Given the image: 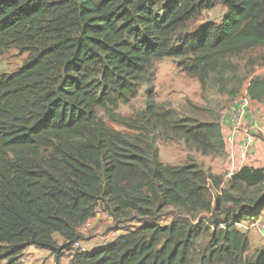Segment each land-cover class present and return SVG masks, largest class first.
Masks as SVG:
<instances>
[{"label": "trees", "instance_id": "trees-1", "mask_svg": "<svg viewBox=\"0 0 264 264\" xmlns=\"http://www.w3.org/2000/svg\"><path fill=\"white\" fill-rule=\"evenodd\" d=\"M216 3L221 22L184 32ZM11 48L28 59L0 73V264H18L31 246L57 262L69 252L72 264H264V245L249 255L236 225L264 211V167L224 179L159 158L158 139L176 137L224 156L219 120L158 105L152 88L143 110L117 113L163 58L180 59L202 85H225L232 58L264 48V0H0V54ZM246 91L264 102V76ZM100 206L115 219L135 212L140 224L79 252L80 228ZM167 208L178 210L170 220Z\"/></svg>", "mask_w": 264, "mask_h": 264}, {"label": "rangeland", "instance_id": "rangeland-1", "mask_svg": "<svg viewBox=\"0 0 264 264\" xmlns=\"http://www.w3.org/2000/svg\"><path fill=\"white\" fill-rule=\"evenodd\" d=\"M225 12L226 8L216 3L212 9L205 10L200 17L188 23L184 32L194 31L207 22L219 23ZM27 59L28 53L15 48L4 51L0 54V73H11L17 70ZM231 60L233 64H236L237 69L235 72L233 70L227 71L225 75L227 81L223 86L215 84L213 77L205 85H202L195 77L180 69L178 66L180 59L163 58L158 60L148 71L150 81L141 85L136 98L128 103H122L117 113L123 116H132L143 110L148 100L147 91L152 88L153 97L158 105L173 108L181 115H191L205 121H218L227 111H230L237 99L245 98L249 79L252 76H264V48L248 50ZM234 75L236 78L232 79ZM99 114L115 130L135 134L110 121L103 112H99ZM157 147L159 158L166 165H181L194 161L205 169L219 170L214 172L220 173L224 179H230V177H227V172L223 171L224 168H221L225 160L224 156L203 155L180 137L158 139ZM177 212L176 208H167L165 209V213H167L165 218L170 220ZM90 220L87 222L88 224L86 223L80 228V244L88 251L106 245L119 235L134 229L140 224L141 218L137 213L131 212L115 219L110 216L103 206H100L96 215ZM161 222H165L163 217ZM241 230L243 229L241 228ZM257 232L263 239L264 233L259 230ZM55 239L59 244L62 243L63 239L59 234H55ZM204 243L205 239H202L198 247L204 245ZM26 250L24 256L30 260L31 264H72L69 252H65L57 262L56 257L47 250L40 248L29 252H26ZM255 251L256 248L251 246L249 255H252Z\"/></svg>", "mask_w": 264, "mask_h": 264}, {"label": "crops", "instance_id": "crops-1", "mask_svg": "<svg viewBox=\"0 0 264 264\" xmlns=\"http://www.w3.org/2000/svg\"><path fill=\"white\" fill-rule=\"evenodd\" d=\"M219 122L226 146L225 160L221 168H224L223 171L227 172V177H231L234 172L245 165L255 168L264 167V126H262L264 124V102L252 100L245 94V98L237 99L230 111H227ZM249 128L254 134L255 140L247 155L243 158L241 149L245 132ZM214 173L218 174V172ZM259 219L264 222V211L259 216ZM248 235L251 245L256 249L264 245V238H261L257 229L248 230ZM33 247L35 246L29 247L26 252L37 249Z\"/></svg>", "mask_w": 264, "mask_h": 264}, {"label": "built area", "instance_id": "built-area-1", "mask_svg": "<svg viewBox=\"0 0 264 264\" xmlns=\"http://www.w3.org/2000/svg\"><path fill=\"white\" fill-rule=\"evenodd\" d=\"M262 126H264V124ZM254 140H255L254 134L252 133V131L249 128V130H246V132H245L244 143H243V146L241 149V156L243 158L247 155L248 150L254 144ZM236 225L245 231H248L250 229L255 228V229L259 230L260 232L264 233V222L261 221L259 218H257L253 222H242V223H237ZM73 248L76 250H79V252L88 251L87 248L81 246L80 241L75 242L73 244ZM18 264H31V263H30V260L26 259L25 256L23 255L22 257H20Z\"/></svg>", "mask_w": 264, "mask_h": 264}, {"label": "clouds", "instance_id": "clouds-1", "mask_svg": "<svg viewBox=\"0 0 264 264\" xmlns=\"http://www.w3.org/2000/svg\"><path fill=\"white\" fill-rule=\"evenodd\" d=\"M88 222H89V221H88ZM86 223H87V222H86ZM244 231H245V230H244ZM24 252H25V251H24ZM23 255H25V254L23 253ZM23 255H22V256H23ZM22 256H21V257H22Z\"/></svg>", "mask_w": 264, "mask_h": 264}]
</instances>
